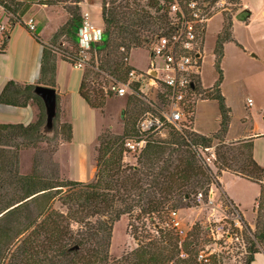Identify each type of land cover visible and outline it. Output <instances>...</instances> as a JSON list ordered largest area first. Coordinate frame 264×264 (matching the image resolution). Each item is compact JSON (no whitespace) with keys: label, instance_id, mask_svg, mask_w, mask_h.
Segmentation results:
<instances>
[{"label":"trees","instance_id":"1","mask_svg":"<svg viewBox=\"0 0 264 264\" xmlns=\"http://www.w3.org/2000/svg\"><path fill=\"white\" fill-rule=\"evenodd\" d=\"M7 1L0 0V7L8 14V23L20 22L25 26L15 11L8 7ZM226 1L235 7L240 2ZM27 2L39 6H61L67 16L48 43L40 40L37 29L29 31L42 47L39 79L35 85L55 88V53L59 51L60 61L64 63L72 65L80 61L77 31L82 24L85 3L84 0ZM99 2L102 37L88 51L91 58L85 62L87 68L83 70L78 88L80 98L91 109H101L104 105L105 96L97 84L99 77L106 76L112 85L126 83L128 72L135 70L128 63L131 51L144 49L150 53L157 38L168 31L165 15L155 1H148L145 5L141 0ZM222 22L213 47L214 67L219 75L208 92L209 99L218 107L217 132L202 136L185 125L167 124L163 136L149 135L145 139L136 165L127 166L122 161V139L138 138L135 127L138 118L149 109L161 117L166 106L163 94H157L156 101L161 107L158 110L151 101L147 102L142 97L138 84L132 83L131 94L126 95L123 132L120 136L106 133L97 137V172L87 183L41 176L37 164L30 174H19L18 147L26 146L24 143L36 145L43 140L38 135L44 119L43 106L40 99L32 95L33 86L11 81L5 84L0 92V104L16 108L31 106L35 115L26 126L0 124V264H219L217 254L197 261L195 247L198 236L194 232L189 233L179 245L177 238L158 228L157 241L137 243L135 250L116 261L110 259L109 247L113 225L121 217L132 218V214L138 213L136 220L153 216L161 218L170 211L190 207V204L193 206L198 192L207 191L212 184L220 186L218 179L222 172L259 186L254 230L250 232L240 218L248 230L244 246L246 257L242 264H251L254 255L262 252L264 247V168L254 160L251 142L225 141L231 111L220 93L222 77L219 66L224 45L234 42V39L231 17ZM3 32L5 40L0 44V54L4 53L9 37L5 29ZM56 44L60 46L55 49ZM58 131L64 143L72 141L71 124H60ZM212 146L215 173L199 153ZM55 199L65 209L64 213L52 209ZM73 247L77 249L71 250ZM181 249L185 254L183 258L180 257Z\"/></svg>","mask_w":264,"mask_h":264},{"label":"rangeland","instance_id":"2","mask_svg":"<svg viewBox=\"0 0 264 264\" xmlns=\"http://www.w3.org/2000/svg\"><path fill=\"white\" fill-rule=\"evenodd\" d=\"M99 1L100 0H98V2L96 1V3H98L96 5L97 13H101ZM214 1L216 0H207L206 2H209L211 6ZM21 2H24V0ZM242 3L247 6L248 10L243 9ZM7 4L8 7L14 10L17 16L19 14L24 21L32 14L30 10L28 12L22 10L24 3H20L16 0H9ZM141 4L145 5L146 2L141 0ZM25 6L31 7L35 6V4L31 5L27 2ZM42 6L43 5H40V7ZM222 7L223 6L216 7L210 14L211 19L207 24L205 33V58L201 64V77L194 78L195 80L193 79L192 81L191 86L193 90L191 89L188 92L186 99L189 103L191 112H188L187 109V120L179 123V125H185L190 131L202 136L214 134L217 132L219 126L218 107L215 101L209 99L208 92L211 91L218 79L219 74L214 67L213 47L217 33L223 23L222 20L227 17H231L232 20V35L234 42L225 44L223 48V57L219 66L222 77L220 93L225 98V104L231 111V124L233 129L238 127L240 133L250 130L252 126L251 120L246 124H239V121L242 122L246 117V114L244 115V107L250 99L253 100L255 106L259 103L262 104L264 96V0H240L236 7L235 5L229 6L227 3V5H224L225 10L220 11ZM44 8V10H47L45 11L46 19L43 18V22L41 23L40 21V26H38L42 27L46 25L47 30L45 31L44 37L51 35V32L55 29L52 33L53 37L58 28L64 24L67 16L61 6H45ZM49 10L61 13L62 16L60 15L61 21L58 28L56 27L59 24L58 17L51 15ZM248 12L251 13V18L249 19L250 23L247 27L246 23L248 24V20L245 21L246 23H244V20L247 19L246 16L249 14ZM0 21L4 24L5 31L10 35L12 25L8 23V14L4 13L1 7ZM93 22L96 24L95 20H93ZM19 24H15V29L22 27L28 31L25 26ZM22 25H24V22ZM4 40L5 37L1 33L0 44L4 42ZM59 46L60 45L56 44L55 49ZM55 54L58 63V61H60V53L58 51V53ZM90 58L91 57L88 56L85 62H88ZM128 59L133 68L141 73H144L148 69L151 61L149 52L144 49L132 50ZM60 62L62 64L61 68H58V81L61 83V90L59 91L60 94L62 91L63 93L66 92L68 95L65 96L64 94V96L61 95L59 98L57 92L59 99L57 108L58 117L56 116L55 119L54 133L51 137L45 138L38 133L43 139L42 142L36 145L23 142L26 146L18 147V172L22 175L30 174L36 167L34 165L37 164L38 172L41 176L50 178L56 177L59 181L71 180L87 183L93 179L97 172V137L106 133L112 136H120L123 132L126 95L131 94V89L129 88L124 96L118 97L110 91V87L112 86V84L108 82L110 79L106 76L99 77L97 84L105 96L103 107L101 109H91L87 106L88 108L85 110L81 109L77 105L79 101L76 99L78 97V78L80 79L81 71L83 75V70L87 67L84 65L81 69H76L74 64L71 65L62 61ZM93 62H95V59H93ZM156 62L158 63V61ZM57 63L56 68L58 67ZM89 76H91V74H89ZM63 81H65L66 88L62 87ZM138 91L140 92L139 88ZM72 92L75 93L74 96H71ZM140 94H142V97L147 102L151 101L156 109H161L156 101L157 94H159L158 88H144ZM155 108L151 107V109ZM145 112L149 115L157 116V114H154L150 109ZM146 113L142 114L138 120ZM71 115L73 124L70 123ZM245 120L247 121L246 118ZM255 121L260 130H264V119H262L260 115L256 117ZM63 123L71 124L73 128L72 141L69 144L64 143L58 131L60 124ZM20 141H22V139H20ZM26 142H29L28 139H26ZM210 149V152L212 151L214 155V146ZM205 156L208 157L207 153H205ZM137 157L138 156H127L123 162L127 166H134L136 165ZM214 159L215 157L209 164L206 163L213 173L216 172V168L212 165ZM224 179L225 185L229 187L240 199V202L243 203L244 206H242V209L245 212L246 220L250 223L253 217L252 200L255 197L254 186L249 183L247 184L235 180L229 175H226ZM213 188H216L218 194L221 187L214 185ZM63 192H65V189ZM52 209L63 213L65 212V209L57 199L52 203ZM175 211L177 212L178 220L181 222L186 232H188V234L191 232H194L195 235L197 234L198 242L195 247L197 253L203 251L207 257L212 254H217L219 264H242L246 257L245 247L243 248V246H246L245 233L248 234V230L244 228L242 222V242L240 239L239 242L220 240L217 241L215 245L213 238H211L210 233L207 231L209 224H211V220H207L210 208L201 209L196 208L194 205L191 206L190 204V207H182ZM137 215L138 213L132 214V218L123 216L119 221L114 223L109 247V256L111 260H119L126 254L131 253L137 248V243L147 244L154 243V240L157 241L158 234L156 230L158 228L166 230L168 232L167 234L177 238L173 231L168 228V215L162 216L161 218L153 216L152 218L146 217L136 220L135 217ZM247 221L245 224L248 226ZM135 228L137 229L136 231ZM192 228H194V231H192ZM249 230L250 232L254 230L253 223L252 228L249 227ZM261 249L262 252H264V247ZM181 254L185 257L182 249L180 251V255Z\"/></svg>","mask_w":264,"mask_h":264},{"label":"built area","instance_id":"3","mask_svg":"<svg viewBox=\"0 0 264 264\" xmlns=\"http://www.w3.org/2000/svg\"><path fill=\"white\" fill-rule=\"evenodd\" d=\"M144 1H155L160 12L165 15L168 23L167 34L158 37L150 48L151 61L148 69L141 74L130 70L127 82L112 85L110 91L122 97L132 83L138 84L140 92L144 88L155 87L159 89V94L164 95L166 106L161 112V117L146 113L137 121L135 127L139 137L126 138L121 141L122 161L127 156H138L149 135L163 136L167 124L178 126L181 121L187 120L186 110L191 112L186 100L187 94L192 89L193 79L201 77V64L205 58V33L211 19L210 14L219 6H223L220 11H224V5H227L226 0H216L211 6L209 2H206L207 0ZM82 16V24L77 31L80 61L74 64L76 69H81L85 65L91 45L100 42L102 37V28L94 24L89 14L84 12ZM24 25L30 32L35 29L31 18L27 19ZM4 29V26L0 24V34ZM247 104L251 106V100H248ZM210 150L209 148L199 151L202 158L205 157L204 161L207 164L214 158ZM213 187L214 184L209 186L207 191L198 192L194 206L201 209L210 208L207 220H211V224L207 231L215 245L220 240L239 242L242 236L240 212L233 204L226 202L220 193L217 194L216 188ZM168 228L173 231L181 245L188 232L178 220L176 211L168 213ZM180 256L184 257L183 254ZM206 258L207 255L203 251L197 253L198 262Z\"/></svg>","mask_w":264,"mask_h":264},{"label":"crops","instance_id":"4","mask_svg":"<svg viewBox=\"0 0 264 264\" xmlns=\"http://www.w3.org/2000/svg\"><path fill=\"white\" fill-rule=\"evenodd\" d=\"M20 3H24L22 6V10H26L28 12L29 10L32 12L31 15H29L28 19L31 18L34 21L35 24V29H38L37 31V36L40 38V40L43 43H48V41L52 37V33L55 31L51 32V35L48 37H44L45 31L47 30L46 25H43L42 27L40 26V21L41 23L43 22V18L46 19V13L44 10L45 6H31V7H26L27 0H24V2H21L22 0H16ZM98 0H84V7L82 8V12H87L89 16L91 17L92 20L96 21L95 25L99 26L102 28V22H101V13L96 12V5L98 3ZM90 2V4H89ZM242 7L244 10H248L247 6L242 3ZM264 10V7H263ZM40 11V12H39ZM51 15H55L58 17L59 24L56 26L57 28L60 26V21H61V13L56 11L52 12L49 10ZM54 11V10H53ZM39 12V13H38ZM249 14L246 16L248 20V24L246 23V26H249V19L251 18V13L248 12ZM39 14V16H38ZM20 17L21 23L25 22L22 17L18 14ZM62 16V15H61ZM0 24L2 22L0 21ZM4 26V24H2ZM39 25V26H38ZM15 24L12 25V31L11 34L9 35L7 39V46L3 54H0V92L2 91L3 87L5 86L6 83L8 82H14L16 84H27L34 86L35 83L39 79V72H40V61H41V55H42V47L41 45L32 37V34H30L26 29L21 28L15 29ZM40 29H39V28ZM56 28V29H57ZM128 63L131 67H133L129 60ZM61 62L58 61L57 63V68H56V79H55V89L57 90L60 96H67L68 94L65 92L63 93L61 91L60 94V82L58 81V68H61ZM82 77V71L80 74V79L78 78V88L79 84L81 81ZM224 80V79H223ZM65 86V81L62 83V87L66 88ZM78 91V90H77ZM75 93H71V96H74ZM78 97L76 98L79 102H77V105L81 109H86L88 108L86 103L80 98L78 92H77ZM250 99V98H248ZM252 104L251 106H248L246 104L244 115L246 114V119L247 121L244 120L241 122L239 121V124H246L248 121L251 120L252 126L250 127V130L244 133L239 132V128L236 127L235 129L232 128V124L230 121L229 128L225 137L226 143H236V142H242V141H248L252 143V155L254 160L258 163V165L262 168H264V130H260L258 127L257 122L255 121L257 116H261L262 119H264V96H263V101L262 104H257L256 106L254 105V102L252 99H250ZM72 107V105H71ZM35 111L31 106H27L25 108H16V107H11L7 105L0 104V124H22L24 126L28 125L31 123L34 119ZM72 115H71V121L70 123L73 124L72 121ZM96 136V135H94ZM226 175H229L235 180H239L245 183H249L255 188V197L252 200L253 204V209H252V218L250 223L246 220L245 217V212L242 209L243 203L240 202V199L235 195L234 192H232L229 187L225 185V179L224 177ZM219 183H220V191L219 193L223 195V197L233 204L235 207L240 212L241 217L243 218L244 222H248V227L252 228V223L254 222L255 214H254V209L257 206V198L260 194L259 186L251 183L239 176L233 175L231 173H226L222 172L221 176L219 178ZM251 264H264V252H259L254 255L253 261Z\"/></svg>","mask_w":264,"mask_h":264},{"label":"water","instance_id":"5","mask_svg":"<svg viewBox=\"0 0 264 264\" xmlns=\"http://www.w3.org/2000/svg\"><path fill=\"white\" fill-rule=\"evenodd\" d=\"M32 95L39 98L44 113V120L39 127V135L42 137H51L54 133L55 119L57 116L58 96L55 88L41 85H34L31 90ZM77 247L71 248L76 250Z\"/></svg>","mask_w":264,"mask_h":264}]
</instances>
